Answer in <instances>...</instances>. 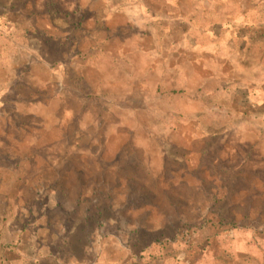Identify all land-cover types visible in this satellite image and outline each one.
Returning <instances> with one entry per match:
<instances>
[{
    "label": "rangeland",
    "instance_id": "obj_1",
    "mask_svg": "<svg viewBox=\"0 0 264 264\" xmlns=\"http://www.w3.org/2000/svg\"><path fill=\"white\" fill-rule=\"evenodd\" d=\"M6 256L264 264V0H0Z\"/></svg>",
    "mask_w": 264,
    "mask_h": 264
},
{
    "label": "crops",
    "instance_id": "obj_2",
    "mask_svg": "<svg viewBox=\"0 0 264 264\" xmlns=\"http://www.w3.org/2000/svg\"><path fill=\"white\" fill-rule=\"evenodd\" d=\"M19 259L21 258L15 259L11 256L7 258L6 256L5 258H0V264H30V262L27 263L28 261L27 262L24 260L19 261Z\"/></svg>",
    "mask_w": 264,
    "mask_h": 264
},
{
    "label": "trees",
    "instance_id": "obj_3",
    "mask_svg": "<svg viewBox=\"0 0 264 264\" xmlns=\"http://www.w3.org/2000/svg\"><path fill=\"white\" fill-rule=\"evenodd\" d=\"M167 255H168V253H165V254L163 255V257H164V258H167Z\"/></svg>",
    "mask_w": 264,
    "mask_h": 264
}]
</instances>
